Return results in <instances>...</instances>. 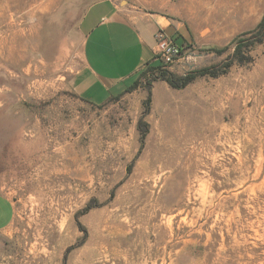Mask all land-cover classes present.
<instances>
[{
    "label": "rangeland",
    "instance_id": "obj_1",
    "mask_svg": "<svg viewBox=\"0 0 264 264\" xmlns=\"http://www.w3.org/2000/svg\"><path fill=\"white\" fill-rule=\"evenodd\" d=\"M94 1L0 0V264H264V0H123L190 31L194 79L100 106L71 86Z\"/></svg>",
    "mask_w": 264,
    "mask_h": 264
},
{
    "label": "crops",
    "instance_id": "obj_2",
    "mask_svg": "<svg viewBox=\"0 0 264 264\" xmlns=\"http://www.w3.org/2000/svg\"><path fill=\"white\" fill-rule=\"evenodd\" d=\"M160 28L183 48L191 38L190 31L173 17L150 13L123 0L91 3L78 24L80 62L71 79L76 95L94 106L122 95L144 68L157 65L154 34ZM185 60L182 57L169 69L179 71ZM155 88L167 92L164 82ZM14 217V202L0 193V235Z\"/></svg>",
    "mask_w": 264,
    "mask_h": 264
},
{
    "label": "built area",
    "instance_id": "obj_3",
    "mask_svg": "<svg viewBox=\"0 0 264 264\" xmlns=\"http://www.w3.org/2000/svg\"><path fill=\"white\" fill-rule=\"evenodd\" d=\"M154 59L157 65L168 69L176 64L183 56L184 48L175 43L174 39L160 28L155 34Z\"/></svg>",
    "mask_w": 264,
    "mask_h": 264
},
{
    "label": "trees",
    "instance_id": "obj_4",
    "mask_svg": "<svg viewBox=\"0 0 264 264\" xmlns=\"http://www.w3.org/2000/svg\"><path fill=\"white\" fill-rule=\"evenodd\" d=\"M253 30L255 32H257L259 36L264 37V12H263V16H262L260 22L256 25V27ZM242 35H244V34H241L238 37H240ZM238 37L232 39V41L227 46H225L224 49H227L229 45H232ZM148 68L151 69V71L158 72L157 79H159L161 81H165L170 87H172L174 89H181V88L185 87L186 85H188L194 79L193 76H186L184 78H177L174 75L168 73L166 69H163L161 66H158V65L150 66ZM136 83L137 82H135L130 87H128L126 89V92L131 91L136 86Z\"/></svg>",
    "mask_w": 264,
    "mask_h": 264
}]
</instances>
